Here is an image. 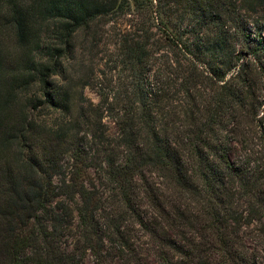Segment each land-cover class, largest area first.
<instances>
[{"label":"trees","instance_id":"trees-1","mask_svg":"<svg viewBox=\"0 0 264 264\" xmlns=\"http://www.w3.org/2000/svg\"><path fill=\"white\" fill-rule=\"evenodd\" d=\"M78 37L124 82L49 124ZM202 88L181 144L160 116ZM86 259L264 264V0H0V264Z\"/></svg>","mask_w":264,"mask_h":264},{"label":"rangeland","instance_id":"rangeland-1","mask_svg":"<svg viewBox=\"0 0 264 264\" xmlns=\"http://www.w3.org/2000/svg\"><path fill=\"white\" fill-rule=\"evenodd\" d=\"M3 33L1 35L4 39L3 49L10 50L9 37L5 32ZM81 42V37H78L75 53L69 64L66 62V70L62 75L55 77L58 86L70 90L74 104L71 106L70 114L65 116L62 112H54L42 108L40 110L42 111L41 119H44L49 124L53 123L54 119L70 121L76 116V105H82L83 107L88 106L90 103L97 105L100 100L99 91L104 90L103 92L112 95L111 93L115 92L114 87L121 85V81L124 82L123 78L119 81L120 75L117 71L110 72L109 66H105L104 60L106 58L103 59V48L98 50L91 49L87 46H82ZM38 93V86L32 85L28 96L34 97ZM171 96L173 97L172 100L176 101L166 109L165 114L160 116V119L163 118L162 123L168 127V134H170L171 138L184 144V136L191 137V134L195 132V123L202 124L206 121L207 110L204 105H206L209 97L204 88L196 93L195 105L192 101H186L177 95ZM116 104L118 105L117 102ZM102 124L108 135L113 136L116 134V125L112 118L107 116L106 112H103ZM216 129L219 130L220 127ZM233 145L232 158H236L239 153V143L233 142ZM62 165L63 170L67 172L70 166L67 157H64ZM54 180L57 182L56 179ZM84 262L85 264H91L88 259Z\"/></svg>","mask_w":264,"mask_h":264}]
</instances>
